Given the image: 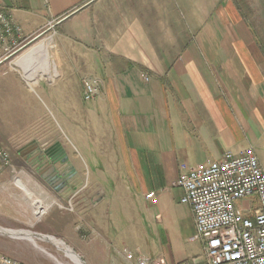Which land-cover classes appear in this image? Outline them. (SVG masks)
Listing matches in <instances>:
<instances>
[{"label": "crops", "instance_id": "obj_1", "mask_svg": "<svg viewBox=\"0 0 264 264\" xmlns=\"http://www.w3.org/2000/svg\"><path fill=\"white\" fill-rule=\"evenodd\" d=\"M0 10L21 28L16 39L48 34L49 94L67 105L72 146L59 147L63 184L47 158L0 172V227L27 231H0L21 241L10 257L61 264V243L86 264H203L172 183L249 147L264 170V0H0ZM85 77L98 83L91 101Z\"/></svg>", "mask_w": 264, "mask_h": 264}, {"label": "built area", "instance_id": "obj_2", "mask_svg": "<svg viewBox=\"0 0 264 264\" xmlns=\"http://www.w3.org/2000/svg\"><path fill=\"white\" fill-rule=\"evenodd\" d=\"M20 32L21 28L0 10V64L30 42L14 37ZM82 85L83 99H94L97 80L85 77ZM11 165L10 155L0 141V172ZM172 187L182 190L180 202L192 211L195 238L203 243V264H264V170L252 148L239 154L226 151L218 160L198 164L180 174ZM251 197L257 198V208L238 206ZM145 198L152 204L157 202L153 192ZM126 258L132 259L133 254L126 253ZM136 263L160 264L141 256ZM0 264L23 263L0 253Z\"/></svg>", "mask_w": 264, "mask_h": 264}, {"label": "rangeland", "instance_id": "obj_3", "mask_svg": "<svg viewBox=\"0 0 264 264\" xmlns=\"http://www.w3.org/2000/svg\"><path fill=\"white\" fill-rule=\"evenodd\" d=\"M47 37L48 34L32 38L24 48L0 64V141L7 149L11 162L22 158L20 152L30 146H35L38 153H46L63 143L72 148L67 105L54 100L49 94L53 89L54 78H41L38 75L40 85L29 83L16 64L32 48L46 43ZM37 63L35 65L38 67L40 64ZM15 183L28 193L19 178ZM35 205L39 207V203L35 202ZM20 244V240L0 235V253L12 256L18 252L15 245ZM56 257L61 264H74L63 253ZM50 260L56 263L54 259Z\"/></svg>", "mask_w": 264, "mask_h": 264}, {"label": "bare ground", "instance_id": "obj_4", "mask_svg": "<svg viewBox=\"0 0 264 264\" xmlns=\"http://www.w3.org/2000/svg\"><path fill=\"white\" fill-rule=\"evenodd\" d=\"M36 62H38L40 64L38 67L35 65ZM16 64L21 68L23 77L29 83H32V84H35L38 82V75L40 77L41 76L42 77L47 76L49 78H52L55 75V69H54V66L51 62L50 55H49V44L45 43V42H42V43L38 44L37 46H35L34 48H32L26 55H24L22 58L17 60ZM6 229L4 230L0 227V231L7 232L11 235L25 236L26 232H27V231L25 232L22 230H12L11 231V230H6ZM33 237H31V239ZM41 237L44 238L43 236H41ZM48 239H50V238H48ZM58 245H59L60 249H62L64 251L65 255L74 264H83L77 258V256L74 253H72L69 249H67L61 243Z\"/></svg>", "mask_w": 264, "mask_h": 264}, {"label": "water", "instance_id": "obj_5", "mask_svg": "<svg viewBox=\"0 0 264 264\" xmlns=\"http://www.w3.org/2000/svg\"><path fill=\"white\" fill-rule=\"evenodd\" d=\"M52 149L47 151L46 153H41V159H43L44 157H47V162L44 164L46 168H48L47 170V173L50 174V177L52 178L53 181H59L60 183L63 184L64 180H63V177L62 174L59 173V171L56 169V164L58 162H64L65 159L64 158H58V159H54L52 157ZM4 234H9L7 232H2ZM10 236H13V237H17V238H21L20 236H15V235H10ZM73 253V252H72ZM75 254V253H74ZM76 255V254H75ZM77 256V255H76ZM77 258L83 263V264H86L83 260H81L78 256Z\"/></svg>", "mask_w": 264, "mask_h": 264}, {"label": "flooded vegetation", "instance_id": "obj_6", "mask_svg": "<svg viewBox=\"0 0 264 264\" xmlns=\"http://www.w3.org/2000/svg\"><path fill=\"white\" fill-rule=\"evenodd\" d=\"M52 157L54 159H58V158H62L63 156V152H61L59 147H56L54 149H52ZM20 154L22 155V158H32L34 160L36 159H41L40 157L42 156L41 153H38V150L35 148V146H30V147H26L24 148ZM47 158V157H44Z\"/></svg>", "mask_w": 264, "mask_h": 264}]
</instances>
